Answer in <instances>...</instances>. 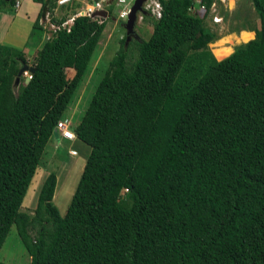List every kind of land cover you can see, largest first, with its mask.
<instances>
[{"label": "trees", "instance_id": "1", "mask_svg": "<svg viewBox=\"0 0 264 264\" xmlns=\"http://www.w3.org/2000/svg\"><path fill=\"white\" fill-rule=\"evenodd\" d=\"M35 1L43 43L26 83L14 87L25 53L0 46V250L15 226L25 264H264V0H251L254 39L221 61L204 21L216 0H201L202 15L195 0H158L161 17H142L148 40L125 49L124 34L72 129L90 153L64 216L55 173L33 216L21 206L107 19L79 17L46 39Z\"/></svg>", "mask_w": 264, "mask_h": 264}, {"label": "rangeland", "instance_id": "2", "mask_svg": "<svg viewBox=\"0 0 264 264\" xmlns=\"http://www.w3.org/2000/svg\"><path fill=\"white\" fill-rule=\"evenodd\" d=\"M190 11L192 14L198 13V15H202V13H200L201 7L198 8V10ZM215 15L222 17V21L219 25L213 23V16ZM115 18V13H112L107 19L105 30L99 42V49L94 54L89 69L63 116L64 119L68 120L71 130L75 128L81 120L98 82L108 69L110 61L119 48V40L125 34L123 27L125 21H119ZM204 21L205 28L214 36V41L224 36L228 30L235 29L236 27L242 26L241 28H243V26L248 24L259 27V18L255 12L247 10L242 16H236L234 14L229 15L219 2H217L216 5V13L209 11ZM134 31L138 37L143 40H148L152 31L150 19L142 20L138 15ZM43 37H45V34H43ZM135 40L138 39H131L129 44L132 42L134 45ZM214 41L209 45L212 54L214 53L213 50H216V48L213 47V45L216 44ZM42 43L41 41L39 46H42ZM35 55L36 51L33 47L30 48L28 54H25L29 67L33 65ZM213 55L215 56V54ZM129 56L131 61L128 60V64L135 61L138 56L135 47L131 48ZM73 74L74 71L72 69H67L65 72V76L68 80L72 78ZM28 79L29 73L25 72L21 77V83H26ZM88 156V153H82V149L76 140H63L58 132L53 134L46 145L43 158L28 187L22 202L21 211L29 216H33L38 192L43 181L48 174L55 173L56 178L58 177V184L56 183L53 203L57 207L59 214L64 216ZM30 259V256L19 239L15 226H12L0 250V262L5 264H25L30 262Z\"/></svg>", "mask_w": 264, "mask_h": 264}, {"label": "crops", "instance_id": "3", "mask_svg": "<svg viewBox=\"0 0 264 264\" xmlns=\"http://www.w3.org/2000/svg\"><path fill=\"white\" fill-rule=\"evenodd\" d=\"M18 1L20 2L18 8L15 9L14 7L12 10L10 9L6 11H0V46H8L23 51V53L25 54H28L31 47H33L35 51L41 47L39 45L36 47L34 46L35 43L33 39L35 35L32 30L33 24L35 23L41 11V5L35 0ZM217 2L222 5L225 12H227V14L229 15L234 14L236 16H242L247 10L256 13L251 0H217L215 2L216 5ZM200 7L202 8L201 1L195 0V6L191 10H198V8ZM218 17L222 19L221 16L218 15ZM220 23H218L217 25H219ZM241 27L242 26L236 27L232 30H228V32L224 36H222L218 40H215L216 42L214 41V43L217 44L220 42L223 43L222 46L219 47V49L229 50L228 55H226L222 59H217L213 55L217 61H221L227 58L234 52L236 47L254 39L255 30L258 27L250 24L243 26V28ZM245 38L248 39L245 40ZM75 140L80 145L82 153L85 152L89 154L90 147L76 139V137Z\"/></svg>", "mask_w": 264, "mask_h": 264}, {"label": "built area", "instance_id": "4", "mask_svg": "<svg viewBox=\"0 0 264 264\" xmlns=\"http://www.w3.org/2000/svg\"><path fill=\"white\" fill-rule=\"evenodd\" d=\"M134 2L135 0H45L39 23L43 28L45 38L50 39L57 30L69 31L75 19L79 17L97 18H91L97 11H105L109 17L115 13L116 20L126 21ZM19 5L20 2L16 0L15 9ZM142 7L153 18L159 19L161 17L162 9L158 0H146ZM210 11L216 13L215 3L211 5ZM139 17L142 19L143 16L139 15ZM53 20L57 22L54 23ZM221 21L222 19L218 15L213 16L214 23L218 24ZM56 131L64 140L72 141L75 139L67 119L62 118L57 122Z\"/></svg>", "mask_w": 264, "mask_h": 264}, {"label": "water", "instance_id": "5", "mask_svg": "<svg viewBox=\"0 0 264 264\" xmlns=\"http://www.w3.org/2000/svg\"><path fill=\"white\" fill-rule=\"evenodd\" d=\"M146 0H135L134 4L131 7V11L127 17V20L125 21V23H123V27L125 30V42H124V47L125 49L127 48L129 42L131 41V39H138V36L135 34L134 31V27L136 24V21L138 19V15L144 16L147 14V12L143 9V4ZM94 17H100L103 19H108L109 16L107 15V13L105 11H97L95 12L91 18ZM33 73L34 72V68L32 67H28V66H24L22 67L19 72H18V77L14 82V87H17L18 83H19V79L20 77L25 73Z\"/></svg>", "mask_w": 264, "mask_h": 264}, {"label": "bare ground", "instance_id": "6", "mask_svg": "<svg viewBox=\"0 0 264 264\" xmlns=\"http://www.w3.org/2000/svg\"><path fill=\"white\" fill-rule=\"evenodd\" d=\"M72 140H75V139H72Z\"/></svg>", "mask_w": 264, "mask_h": 264}]
</instances>
